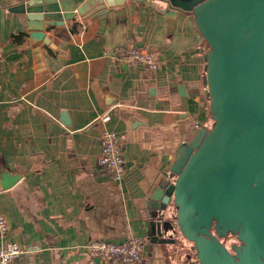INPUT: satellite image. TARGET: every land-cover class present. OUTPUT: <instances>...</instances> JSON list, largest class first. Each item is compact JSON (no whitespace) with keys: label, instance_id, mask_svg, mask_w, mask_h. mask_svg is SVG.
Returning <instances> with one entry per match:
<instances>
[{"label":"crops","instance_id":"0c3cea01","mask_svg":"<svg viewBox=\"0 0 264 264\" xmlns=\"http://www.w3.org/2000/svg\"><path fill=\"white\" fill-rule=\"evenodd\" d=\"M26 0H0V245L21 252L2 264L89 262L93 239L145 237L139 264H189L187 240L151 243L143 222L179 145L211 125L204 96L207 44L193 15L147 0H81L73 16L41 19L31 41ZM159 9H156V7ZM132 41L158 60L154 70L125 63ZM103 130L122 142L118 180L99 170ZM4 175L12 177L10 184ZM175 212L168 205L166 217Z\"/></svg>","mask_w":264,"mask_h":264},{"label":"water","instance_id":"95a60500","mask_svg":"<svg viewBox=\"0 0 264 264\" xmlns=\"http://www.w3.org/2000/svg\"><path fill=\"white\" fill-rule=\"evenodd\" d=\"M80 1L26 0L16 11L35 41L41 19L60 24ZM147 2L192 13L207 44L203 82L212 120L192 129L175 152L172 179L151 195L148 240L174 243L179 234L192 242L198 264H264V0ZM3 177L6 187L13 178ZM169 204L175 212L166 217ZM227 234L240 241L231 250L220 240Z\"/></svg>","mask_w":264,"mask_h":264},{"label":"built area","instance_id":"2783aa9c","mask_svg":"<svg viewBox=\"0 0 264 264\" xmlns=\"http://www.w3.org/2000/svg\"><path fill=\"white\" fill-rule=\"evenodd\" d=\"M119 58L125 63L140 64L147 69L158 67L156 56L148 49L135 46L128 41L120 52ZM122 142L112 131L103 130L99 139V150L96 165L99 170L109 173L110 177L118 180L123 172ZM6 231L5 219L0 214V234ZM145 237L129 235L120 242H111L103 239H93L86 243L84 250L89 262L97 259L98 262L109 264H139ZM21 252V247L14 242L0 245V264L9 261Z\"/></svg>","mask_w":264,"mask_h":264},{"label":"flooded vegetation","instance_id":"af4514ba","mask_svg":"<svg viewBox=\"0 0 264 264\" xmlns=\"http://www.w3.org/2000/svg\"><path fill=\"white\" fill-rule=\"evenodd\" d=\"M229 235H231V236H234V235H232V234H227L225 237H223V238H221L220 240L222 241H225V239H226V237L227 236H229ZM235 237V236H234ZM236 238V237H235ZM222 241V242H223ZM224 243V242H223ZM240 243V241L236 238L235 239V241H232V242H230L229 244H225V246L229 249V250H231V245H237V244H239ZM194 248V247H193ZM191 246L190 247H188V251L186 252V256H187V258L189 259V264H198V260L195 258V255L193 254V249Z\"/></svg>","mask_w":264,"mask_h":264},{"label":"rangeland","instance_id":"374dc122","mask_svg":"<svg viewBox=\"0 0 264 264\" xmlns=\"http://www.w3.org/2000/svg\"><path fill=\"white\" fill-rule=\"evenodd\" d=\"M207 103H208V101H207ZM235 239H236V238H235L234 236L229 235V236L226 237L225 241H223V240H222V241H223L225 244H226V243L229 244L230 242L235 241ZM186 243H187L188 247H190V246H191L192 248L194 247L193 244H192V242L187 241ZM192 250H193V254L195 255V249L193 248ZM195 258H196V256H195ZM196 259H197V258H196Z\"/></svg>","mask_w":264,"mask_h":264}]
</instances>
